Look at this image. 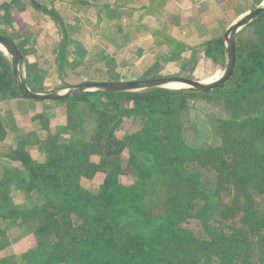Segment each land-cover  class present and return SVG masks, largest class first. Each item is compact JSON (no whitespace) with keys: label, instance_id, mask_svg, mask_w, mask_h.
<instances>
[{"label":"trees","instance_id":"1","mask_svg":"<svg viewBox=\"0 0 264 264\" xmlns=\"http://www.w3.org/2000/svg\"><path fill=\"white\" fill-rule=\"evenodd\" d=\"M47 12L61 24L57 12ZM205 45L218 62L222 35ZM236 53L230 79L207 93L85 91L60 100V127L37 113L45 137L29 132L0 150L18 163L0 177V250L10 243L7 221L32 234L34 245L0 257V264H264V14L237 32ZM44 76L26 68L32 91H46ZM19 97L26 98L0 50V101ZM195 98L219 108L208 115L215 143L194 146L185 139L188 101ZM86 110L95 130L83 139L77 133ZM126 118L143 121L118 138L114 132ZM6 134L0 120V141ZM96 173L102 176L97 189L81 184ZM127 173L133 181L126 185L120 177ZM191 219L203 237L184 226Z\"/></svg>","mask_w":264,"mask_h":264},{"label":"rangeland","instance_id":"2","mask_svg":"<svg viewBox=\"0 0 264 264\" xmlns=\"http://www.w3.org/2000/svg\"><path fill=\"white\" fill-rule=\"evenodd\" d=\"M11 1L12 0H0V31L12 36V38L17 41L20 34L17 35L16 33H14L13 29L15 27L16 28L15 30H20L19 27L21 20L19 13L21 10L18 5V2L13 3ZM38 1L43 2V0H37V2ZM144 1L145 0H143V2ZM147 1L148 4L151 6V11L150 10L145 11L146 9H150L148 7L144 8L143 11L145 13L141 14L139 16V20H137V22L139 21L140 26H138L137 22L134 25L135 28L127 26V30L125 33L122 32V34L120 35L116 33L114 36L111 37L110 40L113 39V41H116V43L119 42V40H125V39L129 40L130 34H133V32L137 36L141 34H149L152 31L149 29L150 27L149 25H152L155 22V20L157 22L163 21L165 23L166 21L171 22V20H175V21L179 20V17H177L175 13H171V15L174 16V18L171 19V16L170 17L168 16V18H166L165 11L163 12L160 11L161 4L164 3L159 1L158 3L159 6L156 7L153 4V0H147ZM23 2L27 3L28 0H23ZM3 3H7L8 7H5ZM237 6L238 5L236 4L234 7H236L238 10L241 9V7H237ZM171 11H173V9H171ZM198 11L200 13V18H198L197 16ZM204 11H206L204 7H198L195 4L194 10L190 9V14L187 13L184 14V18H187V21L189 22L188 23L189 26H184L185 27L184 28L178 24L179 21L178 23L174 21L173 25L175 27H178V29H174L175 27H172L168 30L167 28L166 31H162L163 33L162 35L157 36L156 39L158 40L154 41L155 43L153 44V46L139 47L141 53L142 54L145 53V55H147L145 56L147 61L141 62L138 65L135 64L133 58V51L135 48L133 50L131 48V50L126 51L125 54L123 53L124 54L123 58H120L119 59L120 61H118L113 56L111 57V55L115 56L118 53L117 51L119 50L118 47H116L113 50L115 51L114 53L110 54L108 52L107 56L105 57L103 56L104 60H102L100 63L97 64L88 65L85 63L82 67L78 65L77 69L65 68L63 67V64H60L59 70L54 67L52 69L47 68L46 69L47 73L50 72V75L47 78L50 84L47 85L46 91L71 85L73 84V82L77 80H81L82 78L77 76V74L83 76L87 75L83 80L94 81L96 78H108L107 81H117L116 78H121L119 80H134V79H149L153 77H159L158 72L162 70L164 71V73H160L159 75L164 74L166 76H184L202 81H208L214 79L211 77L215 74V72H220V74L223 72L224 63L216 64L212 62L209 59V57L205 55V48L203 42L213 37L222 35V33L226 30V28L229 27L228 22L231 21L229 18H231L232 16L229 14L230 12L229 13L227 12L225 13L224 16L223 15L221 16L219 14H216V12H214L213 14H206ZM159 12L161 13V15H159ZM157 14L158 17L155 18ZM110 17L116 18L117 16L111 14ZM116 22L113 23H115L116 25ZM129 22L130 24H132L133 18L129 20ZM113 23H110L111 26L108 24L109 25L108 28L105 27L103 28V31L107 33L109 36L112 35V33L109 30L113 29V27L115 26ZM232 23L233 22H231V24ZM73 24H74L73 28H77V27L79 28L80 23H78L76 20L73 21ZM68 27L69 30L72 29V26L69 25ZM181 28H183L182 32L185 33V37L187 38V40L186 39L184 40L186 44L185 45L186 49L175 62L174 61L167 62L165 61L166 58L161 54V51L163 50L164 45L167 44L169 41H171L172 43L171 47L174 48V45L176 44L177 40H179L178 37H180L181 34V31L179 29ZM85 31H87V34L89 33L88 40H90V44H92L91 40L93 39L92 38L93 29L89 28L88 30ZM63 36L64 35L61 32L59 34L60 39L63 38ZM69 40L71 41V39ZM17 44L20 47H22V45L19 44L18 42ZM90 50L92 53V49ZM89 54L90 53H88V56L91 55ZM96 57H98V55ZM163 58H165V60H163ZM90 59H93V57L91 56ZM108 59L109 60L112 59V61H107ZM149 59L150 61H148ZM26 67L27 66H25V72H26ZM70 73H72V75ZM95 81H97V79ZM66 82L67 85H63V83ZM101 95H102L101 98L105 96V94H101ZM91 96L93 98H96V94H92ZM64 104L65 103L61 101H37L23 97L0 101V120L3 122L4 127L7 130L6 137L2 142L6 146L11 145L12 143L20 140L19 136L27 134L29 132H34L36 133L38 138L43 139L46 135V131L44 130V128L41 127V118L37 116V113L41 115L43 113L42 116L48 118L49 126L60 127L65 123V118H62L64 116V112H61L64 111ZM188 104L190 109L188 113V119L186 122L187 126L184 130L185 139L188 142V144L194 146H203V145L215 143L217 140L211 132L210 123L208 121V115L211 111L218 112L219 108L218 107H217L218 109L212 108V106L206 100L200 98L189 100ZM58 112L60 113L58 114ZM82 112L83 113H81L80 115L81 129L77 134L81 138L87 139L89 138L91 133L95 130V122L87 110ZM142 121H143L142 118H137L136 120H132L131 118H126L123 120L118 130L114 132V135L120 138L125 133L133 132L141 125ZM8 148L9 147H5L6 150ZM28 149H30L31 155L36 160L43 159V153L37 150L35 147H28ZM123 153L124 154L122 157L124 163L126 155L125 152ZM91 159L93 162H97L98 157L93 156L91 157ZM0 162L3 163V159H0ZM12 166L16 167L18 166V164L15 165L14 163L12 164ZM101 178H102L101 173H96L94 177L90 179L81 178V184L90 190H95L97 189L98 184L101 181ZM120 180L123 184L127 185L133 181V177L129 173H127L121 176ZM31 198L33 202L36 203H39L42 199L35 192L31 194ZM14 200L17 203H22L24 201V197L21 193L16 192L14 194ZM184 226L190 228L192 231H194L196 235L200 237L204 236L201 226L197 220L191 219L186 224H184ZM11 229L13 230V231L11 230V237L12 239H14V241H16V243L14 247H9L8 251L4 253L5 254L9 253V255H11L12 254L11 252L14 251L18 252L19 250H23V249L26 250L30 248L27 247L26 238L24 237L21 238L22 234L19 233V230L16 228V226H13Z\"/></svg>","mask_w":264,"mask_h":264},{"label":"crops","instance_id":"3","mask_svg":"<svg viewBox=\"0 0 264 264\" xmlns=\"http://www.w3.org/2000/svg\"><path fill=\"white\" fill-rule=\"evenodd\" d=\"M110 1L111 0H43V2L41 1L37 2V0L34 1L28 0L27 3H24L23 0L11 1L13 3L18 2V5L21 10L19 13L21 20L19 27L20 30H15L16 29L15 27L13 29L14 33H16L17 35L20 34V36L17 41L16 40L14 41L16 43L18 42L23 47L25 53L24 63L26 64V66L28 68L39 69L40 71H43L45 73V77H44L45 88H47V85L50 84V82L47 79L50 75V72L47 73L46 70L47 68L52 69L54 67L59 70L60 64H63V67L65 68L77 69L78 65L82 67L85 63L88 65L97 64L100 63L102 60H104V57L107 56L108 52L110 54L114 53L115 51L113 50L116 47H118L119 50L117 51L118 53L115 56L111 55V57L113 56L116 60L120 61L119 59L123 58V55L126 53V51L131 50V48L132 50L135 48L133 51V58L135 64L138 65L141 62H146L147 59L145 56L147 55H145V53L142 54L139 47L153 46V44L155 43L154 41L158 40L156 39L157 36L163 34L162 31H166L167 28L169 30L170 28L175 27L173 25L175 20H171V22L166 21V23L163 21L157 22L155 20V22L152 25H149L150 26L149 29L152 30L151 33L141 34L137 36L133 32V34H130L129 40L126 39L119 40V42L116 43V41H113V39L110 40L111 37L114 36L116 33L118 35L122 34V32L125 33L127 30V26L135 28L134 25L137 22V20H139V16L145 13L143 11L144 8L148 7L150 9H146L145 11L148 10L151 11V6L148 4L147 0H145L144 2L143 0H112L111 2ZM159 1L164 3L161 4L160 11L162 12L165 11L166 18H168V16L169 17L171 16V19L174 18V16H172L171 13H175V15L179 17V20L175 22L178 23L179 21L178 24L181 27L189 26L188 24L189 22L187 21V18H184V14L185 13L190 14V9L194 10L195 4L198 7H204L206 10L204 12L206 14H213L214 12H216V14L224 16L225 13L230 12L229 14L232 17L229 18L231 20L228 22V26H229L231 22H234L236 19H238L239 17L250 11L252 8H254V6H257L263 2V0H261L259 4H255L257 0H153V4L156 7H158ZM34 3H37L39 6H35ZM236 4L238 5L237 7H241V9L238 10L236 7H234ZM171 9H173V11H171ZM47 10L48 11L53 10L57 12V14L61 18L62 21L61 24H58L56 20H54L48 14ZM111 14L116 15L117 17L111 18L110 17ZM159 15H161L160 12ZM197 16L198 18H200L199 11L197 13ZM157 17L158 14L155 16V18ZM132 18H133V23L130 24L131 21L129 22V20H131ZM75 20L78 23H80L79 28L78 27L73 28L74 25L73 21ZM113 22H116V25ZM110 23H113L115 25L113 29L109 30L112 33L111 36H109L107 33L103 31V28L104 27L108 28ZM137 23L138 26H140L139 21ZM69 25L72 26V29L70 30L68 27ZM89 28L93 29V35H92L93 39L91 40L92 44H90V40H88L89 33L87 34V31H85L88 30ZM174 29H178V27H175ZM181 29H179L181 31L180 37H178L179 40H177L176 44L174 45V48L171 47L172 44L171 41H169L167 44L164 45L161 54L166 58V60L165 58H163V60L167 62L169 61L175 62L180 57V55L185 51L186 44L184 40L185 39L187 40V38L185 37V33L182 32L183 28ZM61 32L64 36L63 38L60 39L59 34ZM216 37H213L203 42L205 50H206L205 44ZM69 39H71V41ZM175 47H182V50L177 55L174 54ZM90 49H92V53ZM88 53H90L91 55L89 54L90 56H88ZM97 55L98 57H96ZM91 56L93 57V59H90ZM207 56L212 62H214L210 55ZM225 60H226V55L224 51L223 54H221V57L219 58L218 62H214V63L216 64L224 63L225 65ZM107 61H112V59L111 60L108 59ZM148 61H150V59ZM158 73L159 74L164 73V71L161 70ZM70 74L72 75V73ZM161 75L166 76L164 74ZM77 76L81 77L82 79L73 82V84L80 83L83 81H89V80H83L87 75L83 76L77 74ZM96 79L103 81L108 80V78H96ZM116 79L119 80L121 78H116ZM63 85H67V82L63 83ZM59 113L60 112H58V114ZM62 118L65 117L63 116ZM13 144L15 143H12L11 145ZM11 145L6 146L2 141H0V150L2 148L9 147ZM28 151L30 152V149H28ZM0 159H3V163L0 162V177L4 173V171H6L8 168H14L12 164L14 163L15 165L18 164L14 161H10L2 157H0ZM9 224L10 223L7 221V226H10L9 230L7 231L10 236L9 238L10 243L5 248L0 250V257L9 255V253L5 254L4 252L8 251L9 247H14L16 243V241H14V239H12L11 237V230H12L11 228L13 226ZM23 237L26 238L27 247H32L34 245V239L32 234H24V235L22 234L21 238ZM23 251H25V249L19 250L18 252L14 251L11 253L18 254Z\"/></svg>","mask_w":264,"mask_h":264},{"label":"water","instance_id":"4","mask_svg":"<svg viewBox=\"0 0 264 264\" xmlns=\"http://www.w3.org/2000/svg\"><path fill=\"white\" fill-rule=\"evenodd\" d=\"M264 14V3L252 8L250 11L236 19L229 27L223 32L222 40L226 55L225 65L223 72L214 79L202 81L184 76H159L149 79H134V80H117V81H103V80H89L80 83L67 85L58 89H53L46 92L32 91L25 80V63L24 56L16 42L12 40L5 33L0 31V46L3 48L4 53L9 57L12 74L15 83L21 93L31 100L37 101H60L72 95L82 93L85 91L103 90L110 92H124V91H138L145 88L164 87L173 89H183L184 92H202L207 93L212 89L225 83L232 76L237 60L236 53V34L237 32L249 24L256 18ZM172 83H181L186 87H170Z\"/></svg>","mask_w":264,"mask_h":264},{"label":"bare ground","instance_id":"5","mask_svg":"<svg viewBox=\"0 0 264 264\" xmlns=\"http://www.w3.org/2000/svg\"><path fill=\"white\" fill-rule=\"evenodd\" d=\"M264 3V0H263ZM0 50L3 51V48L0 46ZM4 52V51H3ZM213 75V74H212ZM220 72H215V74L211 77V78H216L219 77ZM206 79V78H205ZM170 87H175V88H179V87H185V85L181 84V83H172L170 84Z\"/></svg>","mask_w":264,"mask_h":264}]
</instances>
